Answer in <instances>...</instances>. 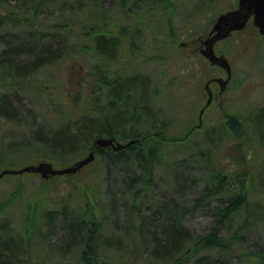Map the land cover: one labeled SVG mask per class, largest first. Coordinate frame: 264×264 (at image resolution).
Masks as SVG:
<instances>
[{"label": "trees", "instance_id": "trees-1", "mask_svg": "<svg viewBox=\"0 0 264 264\" xmlns=\"http://www.w3.org/2000/svg\"><path fill=\"white\" fill-rule=\"evenodd\" d=\"M31 1V14L16 16L7 8L13 21L15 19L13 26L0 25L3 79L9 76L19 81L54 65L63 54L60 39L55 37L74 34L75 21L65 18L66 2L59 0L57 5L62 19L45 27L38 22L40 7H48L58 0ZM87 1L94 11L81 20L82 31L91 37L90 50L98 58L94 71L88 70V80L95 76L100 89L106 90V104L92 101L93 111L82 113L74 126L72 120L63 119L50 131L43 126L34 128L30 144L39 159H50L64 166L95 150L97 138L112 137L122 143H133L117 152L97 148L96 162L91 168L98 167L103 179L86 181L80 194L70 191L66 196L60 194L59 208L42 214L44 226L41 230L38 227L25 236H9L1 222L0 264H52L54 251L49 238L57 230L62 232V250L57 253V264H68L71 255L75 257L74 264H224L226 261L264 264V239L261 237L264 234V191H261V201H252L249 190L227 183L220 172H207L203 177L202 173L194 176L175 169L173 192H161V186L155 181L158 169L190 165L184 161L178 166L168 162L170 154L172 158L173 153L188 148L186 140L182 139L185 133L180 134V138L169 135L166 127L172 120L158 129L154 106L149 103L139 106V101L147 100L145 95L151 97L148 77L137 72L124 76L125 66L121 68L124 72L113 75L114 68L119 70L116 63L122 39L127 38L133 44L134 34L130 33L133 29L120 30L117 36L109 35L106 22L100 19L99 0ZM122 1L126 8L127 3L137 5L145 0ZM24 22V28H20ZM13 27L28 32L24 40L9 30ZM52 30L54 32H47ZM42 33L50 37L42 40ZM64 53L65 57L70 55L68 51ZM186 68H189L187 64ZM13 106L7 93L0 95V117L16 122L18 110ZM140 123L144 124L143 129H138ZM262 130L264 132V124ZM19 159L0 158V168L15 167ZM74 196L83 201L80 213L72 208ZM188 196L191 199L186 200ZM199 211L210 213L214 218L210 231L204 234L190 224ZM224 229L228 230L227 234Z\"/></svg>", "mask_w": 264, "mask_h": 264}, {"label": "rangeland", "instance_id": "rangeland-1", "mask_svg": "<svg viewBox=\"0 0 264 264\" xmlns=\"http://www.w3.org/2000/svg\"><path fill=\"white\" fill-rule=\"evenodd\" d=\"M6 1L0 0V25L8 23L13 26L15 19L13 21L10 14L25 17L32 12L31 0ZM62 2H66L65 18L75 21L77 26L75 25L74 34L71 36L60 34L55 37L60 39L63 50L61 59L54 65L44 67L19 81H14L9 76L3 79L0 69V95L7 93L14 104L13 107L18 110L16 122L0 117V158H20L18 162L15 160V167H2L0 173L6 169L19 170L43 162L52 163L55 169L71 166L76 161L59 166L50 159L37 157L36 150L30 144L34 128L43 126L45 130L50 131L63 119L72 120L74 126L82 113L93 111L92 101L100 105L106 104V90L100 89L95 76L88 80V70L94 71L93 67L98 58L92 55L90 47L93 41L86 31H82L81 20L94 11L93 7L87 0ZM59 3L58 0V3H52L48 7H40L39 25L44 23L47 27L62 19L57 9ZM126 5V8H123L122 0H99L97 5L100 19L106 22L109 35L117 36L120 30L127 32V28L133 29L132 32L130 30V33L134 34L133 44L127 38L122 39L116 63L119 70L114 68L113 75L124 72L125 69L121 68L125 66L127 69L126 73H123L124 76L137 72L146 76L145 78L148 77L146 80L151 97L145 95L149 102L139 101V106H147L148 103L149 106H154L158 129L162 128L163 123L167 124L172 120L166 127L167 133L176 137L186 134L182 135V139L186 140L185 145L188 148L173 153L172 158L170 154L168 162L178 166L184 161L190 165L171 170H168L167 166L158 169L155 181L161 186V192H173L175 169L185 170L194 176L202 173L203 177L207 172H220L225 175L227 183L249 190L252 201H261L264 191V40L256 41L248 32V40L242 35L243 42L250 43L253 40L258 49L246 53L241 46L235 47L237 58H241L236 66L237 72L241 73L236 84L240 92L234 91L241 103L236 106H202L207 99L204 78H194L195 86L197 87V83L199 85L194 96H200V106H188L192 100L199 98L193 99L190 96L193 95L192 88L181 73L185 72V69L194 71L186 68L191 57L192 63L198 67L197 71H213L207 68L205 61L196 56L195 51L199 47L197 42L207 38L215 20L221 13L234 9L237 0H159L154 3L145 0L137 5ZM7 8L9 12L12 11L10 14ZM130 11L134 13L131 14ZM25 24L24 22L20 28H24ZM15 27L9 30L14 32L16 37H21L20 40H24L28 32L23 33L22 29ZM47 37L50 36L41 34L42 40ZM230 43L228 47L232 54L236 51V44ZM66 51L70 52L68 57H65ZM137 98L139 100V97ZM143 126V123L137 125L138 129H143ZM88 153L83 154L82 158ZM95 162L96 160L77 174L64 175L66 177L45 179L41 174L24 173L1 178L0 223L5 224L3 229L9 236L17 237L25 236L29 231L34 232L38 227L41 230L44 226L42 214L59 208L60 196H66L69 191L80 194L84 184H87L86 181L103 179L98 167L91 168ZM89 172L91 173L87 179ZM76 197L74 196L72 208L80 213L83 201L79 196ZM189 199L190 196L186 200ZM213 220L210 213L199 211L190 224L196 231L204 234L210 231ZM227 231L224 229V234H227ZM261 237L264 239V234ZM255 238L257 240V236ZM61 241L60 230L55 231L49 238L54 251L52 264H57V253L62 250ZM253 243L256 244L255 241ZM74 262L75 257L71 255L68 264ZM224 264L231 263L226 261Z\"/></svg>", "mask_w": 264, "mask_h": 264}, {"label": "flooded vegetation", "instance_id": "flooded-vegetation-1", "mask_svg": "<svg viewBox=\"0 0 264 264\" xmlns=\"http://www.w3.org/2000/svg\"><path fill=\"white\" fill-rule=\"evenodd\" d=\"M238 2L239 0H237V5L234 9L237 8ZM234 9H230L225 12H228ZM211 32H212V29L210 30L206 39H200L197 42L199 44V47L196 49L195 52H196L197 57L201 58L203 61L206 62L207 68H210L213 71H210V72L197 71L196 69L198 67L192 63L193 57H191L190 61L187 62V65L189 66L190 69H193L194 71L189 72L187 70L185 72L184 71L181 72L183 75H185V78L187 79L189 86H191L192 88L193 95H190V96H192L193 99L195 97L199 98V99L194 100L196 102L192 100L191 101L192 103L188 106H198L199 105L198 102L199 100H201L200 96L198 95L194 96L199 86L197 82H196L197 87L195 86L196 84H195L194 78L206 79V82H205L206 84L204 88L207 93V99H206V102L202 106H236L241 103V100H239L234 95V91L240 92V88L236 87V84L239 80V76L241 75V73L237 72L236 66L240 63L241 58H237V55H236L237 49L235 47L241 46L242 49L246 53H251L253 49L256 50L258 49V47L255 46V43L253 44V40H251L250 43L243 42L242 35L246 40H248L249 37L247 33L249 32L251 35H253L254 39L256 38V41L264 40V35L260 34L259 29L256 28L253 24V21L250 20L245 26V28L241 30L233 31L232 33L229 34V36L216 41V43L213 46L214 53L216 54L217 57H221L227 60L228 62L227 64L229 65L231 69L230 77H229L227 73V69L219 65L211 64L209 60L205 58L202 54V50L205 48L204 43L208 39V37L211 36ZM229 42L236 44L234 46V50H236L235 53L233 52L231 54L229 47H228ZM220 45L221 47H219ZM245 57H248V56H245ZM242 106H247V105L242 104Z\"/></svg>", "mask_w": 264, "mask_h": 264}, {"label": "water", "instance_id": "water-1", "mask_svg": "<svg viewBox=\"0 0 264 264\" xmlns=\"http://www.w3.org/2000/svg\"><path fill=\"white\" fill-rule=\"evenodd\" d=\"M253 17V22L259 28L261 34L264 35V0H239L238 8L234 11L221 15L215 23L212 33L205 41V49L202 54L211 61L212 64L220 65L227 69L229 73L231 69L227 64V60L217 57L214 53L213 46L216 41L227 37L231 32L240 30L245 27L247 22ZM133 141L126 144L115 142L112 138H99L96 141L97 147H109L114 151H120L129 147ZM96 159L95 150L91 151L85 158L76 161L72 166L62 169H55L51 163L43 162L39 165H29L19 170L6 169L0 173V179L6 175H21L24 173L41 174L45 179L50 176H63L78 173L80 170L93 163Z\"/></svg>", "mask_w": 264, "mask_h": 264}, {"label": "bare ground", "instance_id": "bare-ground-1", "mask_svg": "<svg viewBox=\"0 0 264 264\" xmlns=\"http://www.w3.org/2000/svg\"><path fill=\"white\" fill-rule=\"evenodd\" d=\"M100 138H106V137H100ZM108 138H112V137H108ZM97 139H99V138H97ZM97 139H96V141H97ZM115 142H118V143H121V144H125V143H122V142H119V141H117V140H115L114 138H112ZM96 141H95V146H96V148H95V151H96V149L97 148H109V147H97V145H96ZM111 149V148H110Z\"/></svg>", "mask_w": 264, "mask_h": 264}]
</instances>
